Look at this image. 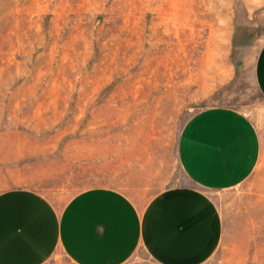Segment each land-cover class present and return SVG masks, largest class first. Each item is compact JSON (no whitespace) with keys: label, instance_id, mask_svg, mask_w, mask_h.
I'll list each match as a JSON object with an SVG mask.
<instances>
[{"label":"rangeland","instance_id":"374dc122","mask_svg":"<svg viewBox=\"0 0 264 264\" xmlns=\"http://www.w3.org/2000/svg\"><path fill=\"white\" fill-rule=\"evenodd\" d=\"M263 44L264 0H0V190L61 208L109 186L144 203L188 183L177 146L191 117L229 107L261 155L238 193H212L225 236L205 264H264Z\"/></svg>","mask_w":264,"mask_h":264},{"label":"crops","instance_id":"0c3cea01","mask_svg":"<svg viewBox=\"0 0 264 264\" xmlns=\"http://www.w3.org/2000/svg\"><path fill=\"white\" fill-rule=\"evenodd\" d=\"M254 71L264 98V44ZM260 155L253 122L214 106L194 114L180 135L188 183L144 203L109 186L80 190L61 208L30 188L0 190V264H47L57 251L69 264H205L225 236L212 193H238Z\"/></svg>","mask_w":264,"mask_h":264}]
</instances>
